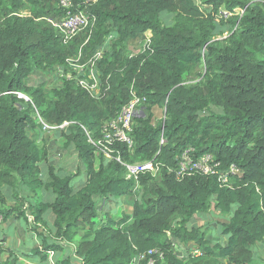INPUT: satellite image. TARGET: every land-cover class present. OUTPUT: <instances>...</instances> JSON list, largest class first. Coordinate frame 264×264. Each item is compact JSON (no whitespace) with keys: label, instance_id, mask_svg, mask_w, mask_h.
Masks as SVG:
<instances>
[{"label":"trees","instance_id":"16d2710c","mask_svg":"<svg viewBox=\"0 0 264 264\" xmlns=\"http://www.w3.org/2000/svg\"><path fill=\"white\" fill-rule=\"evenodd\" d=\"M71 1L88 25L65 41L50 24L62 18L58 0H0V218L22 219L42 236L25 256L41 253L38 262L45 263L74 243L80 264H132L155 249L163 253L159 264H251L253 249L264 243V0ZM163 13L172 16L167 25ZM218 27L227 28L221 39L214 36ZM141 35L148 36L143 50L126 54L127 43ZM100 49L103 56L95 59ZM56 66L95 69L98 94L65 78L49 91L25 83L35 70ZM199 67V81L184 85ZM133 96L146 100L133 121V149L115 142L106 158L89 140L99 141L103 126ZM154 108L163 112L156 123ZM37 115L52 128L67 123L63 148L74 150L86 173L79 188L50 166L41 176L48 150L28 135L41 130ZM188 148L195 157L211 155L220 170L233 165L240 173L228 185L213 175L177 179L172 170ZM117 159L152 162L157 172L135 182ZM25 190L53 199L44 203L35 195L31 203ZM97 200H132L131 211L115 217L98 210ZM211 210L230 215L223 245L192 226ZM0 243V264H9L14 254L4 238Z\"/></svg>","mask_w":264,"mask_h":264},{"label":"rangeland","instance_id":"374dc122","mask_svg":"<svg viewBox=\"0 0 264 264\" xmlns=\"http://www.w3.org/2000/svg\"><path fill=\"white\" fill-rule=\"evenodd\" d=\"M196 4L199 5L201 0H195ZM238 13V12H237ZM226 16V14H219V17ZM161 19L163 23L166 25L172 19L171 15L163 13L161 15ZM227 35V28L218 27L214 32V36L217 39H221L222 37ZM146 35H141L134 40H131L127 43V51L126 54H138L140 53L146 42ZM111 40V37L107 39L108 44ZM110 46V44H109ZM107 47H104V49ZM109 48V47H108ZM100 49L95 54V59H100L103 56V50ZM109 50V49H108ZM73 70H69L68 72L64 70L63 67L56 68L52 71H39L35 70L26 80L25 83L30 87L42 86L45 91L51 90L53 87L59 84V80L65 78L67 80H73L78 84H88V81H93L92 87L89 86L92 94L97 95L99 91V74L95 69L90 71L88 74L84 72L78 71L75 67ZM202 72L201 67H199L195 72L190 73L184 77V85H194L199 81L198 75ZM145 108V107H144ZM145 115L147 116L149 111L144 109ZM151 115L154 118V122H158L163 119V112L160 109L154 108L151 111ZM29 137L37 144H44L48 150V162L40 164V173L42 177H46V170L50 166L53 168L56 174L60 176H69L72 178V184L75 189L79 188L84 184L86 179V173L82 166L79 165V161L76 157V154L73 149L65 150L63 148L64 139L61 136V131H50L45 132L37 129H28ZM107 158V157H106ZM77 173L76 176H74ZM21 195H27V199L32 203L36 200V196L41 201H51L53 199L52 194L37 191L35 193H31L28 190H25ZM36 195V196H35ZM138 193L135 197H138ZM6 206L12 207L14 202L10 199V197L6 196ZM132 200H120V201H108L104 203L101 200H97V209L102 210V212H110L114 214L115 217H118L120 212L131 211ZM235 207H233L234 209ZM24 210H26L24 208ZM102 215V214H101ZM28 221H32L31 217L27 214ZM230 215L221 214L218 211L211 210L206 214L199 215L196 217L192 223V226H196L200 229V231L204 234L205 239L213 243L225 244V238L222 237V224L227 223ZM44 218L47 219L48 224L51 223L52 215L48 212L44 215ZM191 226V225H189ZM50 229H52V225H50ZM81 235V231L78 233ZM5 239L6 247L14 254L13 260L10 261L9 264H35L34 262L39 261V257L41 253H36L33 255L32 260L27 258V253L36 248L38 244L41 242L42 236H37L33 231L29 229V225L24 222L22 219L13 218L10 216L4 223H0V239ZM74 248V243L70 245H66L63 250V253L53 255L51 262L49 264H62L63 260L69 261V263L64 264H80V260L72 254V250ZM253 261L251 264H264V243L262 245L256 246L253 249ZM49 256V255H48ZM4 258V256H3ZM32 261V262H31ZM27 262V263H26ZM62 262V263H61ZM40 264V263H37Z\"/></svg>","mask_w":264,"mask_h":264},{"label":"built area","instance_id":"2783aa9c","mask_svg":"<svg viewBox=\"0 0 264 264\" xmlns=\"http://www.w3.org/2000/svg\"><path fill=\"white\" fill-rule=\"evenodd\" d=\"M58 6L62 11V18L58 21H50L51 26L58 30L67 41L82 29L88 25V17L82 12H73L74 6L71 0H58ZM60 66H56L59 68ZM83 87L89 88L90 85L80 84ZM92 87V85H91ZM19 99L27 100V98L21 94H18ZM145 98L133 96L131 101L124 106L119 115L109 123L105 124L101 130V137L99 141L90 143L96 145L101 151L104 152V156L109 158V152L106 150L109 145L115 142L123 143L128 150L133 149L132 131L134 126V119L141 113L142 107L145 105ZM37 123L42 131H64L67 127V123L59 127H49L38 117ZM161 143H164L161 137ZM194 150L188 148L183 150L177 157V164L172 172L177 179L186 175L201 174L206 176H216L221 185H228L231 174H239V170L231 165L225 170L219 169V164L214 161L213 157L209 154H204L199 157L193 156ZM117 161L125 169L126 178L138 181L139 175L149 174L154 176L157 172V167L152 162H141L134 164L122 163L119 159ZM0 223L2 220L0 218ZM0 246L2 244L0 243ZM193 257L200 255L198 250L191 252ZM163 260V253L157 249L149 250L145 254H142L138 259H135L132 264H159Z\"/></svg>","mask_w":264,"mask_h":264},{"label":"crops","instance_id":"0c3cea01","mask_svg":"<svg viewBox=\"0 0 264 264\" xmlns=\"http://www.w3.org/2000/svg\"><path fill=\"white\" fill-rule=\"evenodd\" d=\"M42 192V191H41ZM45 192V191H44ZM47 193H50V192H47ZM51 194V193H50ZM27 196V195H26ZM53 196V195H52ZM42 202H44V203H47V202H50V201H42ZM48 213V212H47ZM46 221H47V219H45ZM52 220H53V218H51V223L50 224H48V222H47V225H48V227L50 228V225H52ZM3 246L4 247H6V245H5V243L3 244ZM25 256V255H24ZM52 257H53V254H50L49 256H48V258H47V261L45 262V263H41V264H49V262H51V259H52ZM27 258H29L30 260H32V258H30V257H28L27 256ZM55 259H56V255H55ZM33 261V260H32ZM31 261V262H32ZM27 263V262H26ZM35 264H37V263H39V262H34ZM27 264H29V263H27Z\"/></svg>","mask_w":264,"mask_h":264},{"label":"bare ground","instance_id":"6f19581e","mask_svg":"<svg viewBox=\"0 0 264 264\" xmlns=\"http://www.w3.org/2000/svg\"><path fill=\"white\" fill-rule=\"evenodd\" d=\"M108 44V43H107Z\"/></svg>","mask_w":264,"mask_h":264}]
</instances>
